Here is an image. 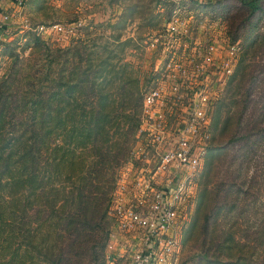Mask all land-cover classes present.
<instances>
[{"label":"trees","instance_id":"1","mask_svg":"<svg viewBox=\"0 0 264 264\" xmlns=\"http://www.w3.org/2000/svg\"><path fill=\"white\" fill-rule=\"evenodd\" d=\"M190 1L224 22L239 53L209 125L210 137L228 136L206 148L196 205L209 203L181 264H264V0ZM33 41L50 67L51 49L37 36ZM40 74L31 95L11 87L10 74L0 80V186L9 188L17 213L8 224L0 219L9 227L5 264H24L31 251L35 264H104L110 192L127 149V141L106 137L119 116L125 131L137 128L142 92L130 76H116L122 109L114 123L100 82L92 80L83 90L89 107L76 124L71 91L89 78L82 73L74 84L57 85L45 68Z\"/></svg>","mask_w":264,"mask_h":264},{"label":"rangeland","instance_id":"2","mask_svg":"<svg viewBox=\"0 0 264 264\" xmlns=\"http://www.w3.org/2000/svg\"><path fill=\"white\" fill-rule=\"evenodd\" d=\"M17 1L0 28V80L10 74L11 87L31 95L41 84L44 68L57 85L65 79L74 84L85 74L89 80L71 91V100L76 99L72 120L76 124L80 110L86 112L89 107L83 104V90L91 88L92 80L100 82L97 87L111 120L120 114L114 112L122 109L116 79L119 73L136 80L142 93L150 89L160 93L157 102L147 106L148 112H140L137 128L125 131L119 116V127L108 129L106 139L127 141V149L110 192L111 224L104 264H128L136 255L142 257L147 247L145 234L157 214L153 205L158 193L172 202L173 212L160 243L166 261L181 264L192 252L191 245L209 203L204 199L198 208L196 205L206 148L228 136L226 130L210 137L209 125L215 103L222 97L235 66L238 43L229 41L223 21L211 20L201 6L190 0ZM194 1L203 4L205 0ZM169 22H174L176 30L166 33ZM33 36L51 49L54 60L50 67L44 66L45 53ZM207 50L211 58L204 62L202 55ZM198 87L205 89L204 107L195 94ZM197 106L204 109L205 122L193 130L185 119L191 115L196 121L193 112L188 111ZM61 108H65L64 103ZM66 108L69 110V105ZM133 123L129 121L128 126ZM178 138L186 140L185 148L198 157V165L191 172H180L175 158L167 156L179 150ZM180 181L183 189L176 199L170 193L176 192ZM8 190L0 186V219L5 223L17 214L13 212L14 202H8ZM8 229L0 223V264H5L8 254L9 241L4 239ZM32 255L33 251L23 257L24 264H35Z\"/></svg>","mask_w":264,"mask_h":264},{"label":"built area","instance_id":"3","mask_svg":"<svg viewBox=\"0 0 264 264\" xmlns=\"http://www.w3.org/2000/svg\"><path fill=\"white\" fill-rule=\"evenodd\" d=\"M166 30L165 32H172L176 30V26L174 22H169L166 24ZM58 30H60V27H57ZM163 31V30H162ZM211 46L209 47V49ZM211 52L209 50L206 51L202 55L203 61L210 60ZM200 87L196 89L195 94L198 95V98H200V101L204 106H206V100L207 97L205 95V89L200 90ZM204 88V87H202ZM160 93L155 89H150L147 92L142 93V101H141V111L142 113L148 112L147 106H151L154 104V102H157V99L159 98ZM194 114L196 117V121H193L191 118V115L188 113ZM187 112L190 117L186 116V123L190 126L196 128V125L200 123L205 122L204 118V109L202 107H196L194 109H189ZM186 140L183 138H178V146L179 150L174 152V154H168L169 158L174 157L176 160V168L182 172H191L193 171L197 165H198V157L194 156L193 154H190L188 152V149L185 148ZM183 189V183L180 181L177 184V190L176 192H173V194L170 193V196L173 195V198L179 199L181 196V192ZM168 193V192H166ZM169 194V193H168ZM162 193H158L155 195L156 197V204L153 205V210H157L156 217H154V221L152 224H149L148 231L145 234V240L144 243L147 245L146 250L144 251L142 257H139L136 255L135 258H133L131 261L128 262V264H169L166 259L167 256L163 252V248L161 246V236L167 231L170 222L172 220L173 212L171 210L172 202L170 200H167V198Z\"/></svg>","mask_w":264,"mask_h":264},{"label":"crops","instance_id":"4","mask_svg":"<svg viewBox=\"0 0 264 264\" xmlns=\"http://www.w3.org/2000/svg\"><path fill=\"white\" fill-rule=\"evenodd\" d=\"M17 3V0H0V28H2L3 21L8 17L11 8L16 6ZM1 32L2 30L0 29V37L3 34Z\"/></svg>","mask_w":264,"mask_h":264}]
</instances>
